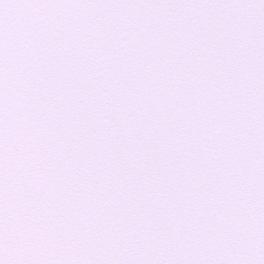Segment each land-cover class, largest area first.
<instances>
[{
	"label": "snow or ice",
	"instance_id": "snow-or-ice-1",
	"mask_svg": "<svg viewBox=\"0 0 264 264\" xmlns=\"http://www.w3.org/2000/svg\"><path fill=\"white\" fill-rule=\"evenodd\" d=\"M0 264H264V0H0Z\"/></svg>",
	"mask_w": 264,
	"mask_h": 264
}]
</instances>
